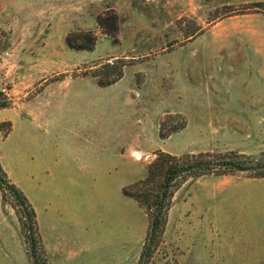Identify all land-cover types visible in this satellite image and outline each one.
Returning <instances> with one entry per match:
<instances>
[{"label": "rangeland", "instance_id": "1", "mask_svg": "<svg viewBox=\"0 0 264 264\" xmlns=\"http://www.w3.org/2000/svg\"><path fill=\"white\" fill-rule=\"evenodd\" d=\"M256 1L0 0V162L44 236L112 235L133 258L147 217L122 191L143 190L158 151H264ZM114 61L121 78L100 86ZM24 222L0 191V264H33ZM149 264H264V177L187 179Z\"/></svg>", "mask_w": 264, "mask_h": 264}, {"label": "trees", "instance_id": "2", "mask_svg": "<svg viewBox=\"0 0 264 264\" xmlns=\"http://www.w3.org/2000/svg\"><path fill=\"white\" fill-rule=\"evenodd\" d=\"M255 10L264 13V0L253 2ZM87 43H72L68 45L77 49H90L94 45V39L86 36ZM120 63V61H118ZM116 62H106L107 70L100 77L93 74L100 86L110 85L122 76L121 67L115 66ZM109 67V68H108ZM7 102L0 103V107H6ZM237 172L247 173L249 177H264V151L257 157H252L233 150L217 153L199 152L173 155L168 152L158 151L156 157L147 165V176L135 186L141 184L143 190L129 192L123 189V194L133 198L144 210L147 217V229L143 244L135 264H149L150 258L160 242L167 223V215L170 208L171 197L187 179L198 178L205 175H228ZM157 175L160 179L157 181ZM155 183L157 184L156 186ZM7 189L22 208L25 222L30 236V256L33 264H47L43 256L38 258L37 245L40 242L38 225L34 208L29 203L22 191L8 179L6 171L0 162V191ZM44 253V252H43Z\"/></svg>", "mask_w": 264, "mask_h": 264}, {"label": "crops", "instance_id": "3", "mask_svg": "<svg viewBox=\"0 0 264 264\" xmlns=\"http://www.w3.org/2000/svg\"><path fill=\"white\" fill-rule=\"evenodd\" d=\"M34 210L47 252V264H135L138 259L139 254L137 253L136 256L130 258L123 251L120 252L118 245L115 246V237L112 235L104 240L96 235H90L79 245L76 243L77 241L74 243L70 240L68 243L57 237L53 242L52 238L44 236L42 232L43 223L47 221V218L42 221L36 206H34Z\"/></svg>", "mask_w": 264, "mask_h": 264}]
</instances>
